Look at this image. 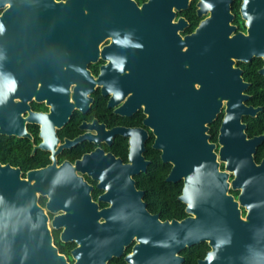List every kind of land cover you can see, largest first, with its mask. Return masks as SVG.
I'll list each match as a JSON object with an SVG mask.
<instances>
[{
    "label": "water",
    "instance_id": "95a60500",
    "mask_svg": "<svg viewBox=\"0 0 264 264\" xmlns=\"http://www.w3.org/2000/svg\"><path fill=\"white\" fill-rule=\"evenodd\" d=\"M232 2L198 0L201 20L191 34L177 39L175 71L170 53L165 56L169 70L158 83H142V92L132 90L154 136L152 148L170 164L166 181H182L178 200L186 216L160 221L147 212L142 192L128 176L148 163L141 156L143 142L138 145L133 139L129 163L120 165L116 158L117 168L112 165V212L108 209L101 222L90 215L92 209L97 216L94 205L79 200L84 182L76 174L78 161L52 163L24 176L18 167L0 163V264H70L54 245L39 195L47 196L51 211L62 210L51 223L62 226V240L76 244L73 264H107L131 243L126 264H182L180 252L201 242L208 250L197 264H264V159L253 161L264 134L248 137L243 121L262 108L246 104L250 83L238 66L259 58L263 65L258 73L264 77V0H241L238 11L244 30L233 23ZM17 3L0 0V9L5 7L0 13V135L30 137L20 111L29 110L32 99L59 103L64 92L48 89L49 79L53 84L61 77L48 74L47 54L38 46L43 28L16 24ZM102 93L128 100V89ZM220 114L212 142L210 124ZM118 171L127 172L125 182L113 178ZM230 188H240V195L234 198ZM240 205L245 206V216Z\"/></svg>",
    "mask_w": 264,
    "mask_h": 264
},
{
    "label": "flooded vegetation",
    "instance_id": "af4514ba",
    "mask_svg": "<svg viewBox=\"0 0 264 264\" xmlns=\"http://www.w3.org/2000/svg\"><path fill=\"white\" fill-rule=\"evenodd\" d=\"M197 1L18 0L16 24L18 27L43 28L38 46L47 54L48 74L61 77L53 84L49 79L48 89L64 92V98L59 103L48 104L32 99L27 102L29 110L20 111L18 116L24 120L25 132L30 137H6L27 141L29 158L25 161L17 158L18 163L13 166L18 167L24 176L29 170L52 163L74 165L78 161L80 168L76 169V174L84 182L79 187V200L87 199L83 203L94 205L98 217L92 215V209L90 215L101 222L108 215V209L112 212V165L117 168L116 158L120 165L129 163L130 139L138 145L143 142L141 156L148 163L144 170L128 176L135 189L142 192L141 199L148 213L157 215L160 221L180 220L168 214L167 203L155 211L148 208L142 186L151 179V160L146 152L148 144L152 148L154 136L144 124L146 114L143 107H138V96L132 90L142 92V83H158L169 70L165 69V56L170 53L174 55L172 65L175 71L177 39L191 34L201 20L197 15ZM23 71L29 73L30 70ZM102 89L112 92L128 89V100L124 102L119 96L112 98L111 94H103ZM59 122L61 124L57 126ZM50 133L53 140L48 138ZM143 133L146 134L144 140ZM262 134L264 132L248 137ZM263 159L264 139L253 154L255 164ZM220 169H223L222 163ZM121 172L114 173L113 178L123 183L127 172ZM231 178L230 173L228 180ZM229 192L237 198L241 189L230 188ZM47 200L46 195L38 197V203L48 216L54 245L73 264L71 251L76 244L62 240V226L51 223L53 217L62 214V210L51 211L46 207ZM240 209L245 216V206L240 205ZM132 245L127 246L120 257L108 260L107 264H112L113 259L124 260Z\"/></svg>",
    "mask_w": 264,
    "mask_h": 264
},
{
    "label": "trees",
    "instance_id": "16d2710c",
    "mask_svg": "<svg viewBox=\"0 0 264 264\" xmlns=\"http://www.w3.org/2000/svg\"><path fill=\"white\" fill-rule=\"evenodd\" d=\"M239 0H235L232 6V12L235 15L233 23L237 25V30H244L243 21L240 18ZM263 65V62L259 58H253L251 62L245 64L238 62V66L242 69V76L244 80L250 83V86L246 93L249 95V99L246 104H252L253 106H260V111L256 117H244L243 121L247 124L246 133L248 136L260 134L264 132V77L258 73V69ZM222 114L210 124L209 133L211 135L210 141L215 142L217 138L218 128L221 122ZM28 142L23 140H16L12 137H6L0 135V163H10V165H16L18 159L29 158L28 156ZM258 149H261L260 147ZM159 151L150 147L148 144V150L146 156L151 160L149 177L150 182L147 185H143L145 188V199L148 204V208L155 211L162 205L167 203L169 207V213L171 216H175L177 219H181L186 216L184 212V204L178 200V195L181 193L182 181L169 182L166 181V175L170 170V164L164 163L159 157ZM23 169L25 167L22 166ZM129 249H127L128 251ZM208 246L205 242L192 245L185 248L180 252L184 257L182 264H197V260L203 258ZM112 264H126L122 258L113 259Z\"/></svg>",
    "mask_w": 264,
    "mask_h": 264
},
{
    "label": "snow or ice",
    "instance_id": "6c2138e0",
    "mask_svg": "<svg viewBox=\"0 0 264 264\" xmlns=\"http://www.w3.org/2000/svg\"><path fill=\"white\" fill-rule=\"evenodd\" d=\"M118 95V94H117Z\"/></svg>",
    "mask_w": 264,
    "mask_h": 264
}]
</instances>
